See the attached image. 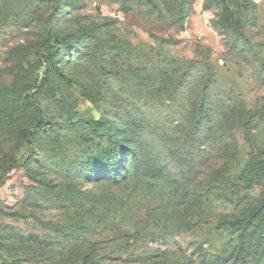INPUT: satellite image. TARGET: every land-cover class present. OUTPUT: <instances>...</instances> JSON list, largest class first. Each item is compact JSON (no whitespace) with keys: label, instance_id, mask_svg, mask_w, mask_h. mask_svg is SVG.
Masks as SVG:
<instances>
[{"label":"rangeland","instance_id":"obj_1","mask_svg":"<svg viewBox=\"0 0 264 264\" xmlns=\"http://www.w3.org/2000/svg\"><path fill=\"white\" fill-rule=\"evenodd\" d=\"M176 2L0 0V264H264L236 223L264 201V0ZM95 122L140 138L133 173L88 175Z\"/></svg>","mask_w":264,"mask_h":264},{"label":"trees","instance_id":"obj_2","mask_svg":"<svg viewBox=\"0 0 264 264\" xmlns=\"http://www.w3.org/2000/svg\"><path fill=\"white\" fill-rule=\"evenodd\" d=\"M150 3H152L153 6L157 5V10L161 13L162 10H167L171 15H173L174 18H176V21H180L182 18V14L184 11L183 5H181L179 2H176L177 0H146ZM162 8V10H161ZM18 32V28L14 25H2L0 26V42L7 43L9 39L14 37ZM47 41L49 42V49L46 51V59L52 63L54 61L55 55H57L56 49L61 48L68 49V46L65 45L66 41L65 38L60 37L56 34H54L51 31L47 32ZM55 70L59 76H62L66 79V77L62 74L59 68L55 67ZM49 74V70L44 73V78H47ZM43 82V80H41ZM208 82H205L200 91H203L207 88ZM88 100L92 103H94V98L91 94L85 92L84 94ZM135 119V118H134ZM133 124L136 125V122L133 121ZM44 130L46 132H51L54 130L53 126L51 125H43ZM90 127L99 132L104 134L107 137V147L103 151V153L96 157L94 159V163L96 164V167L93 169L91 168L88 170V175L94 174L95 171H98L102 167H104L108 172V177L115 179L117 177H122V174L119 171V166L123 167L124 173L128 170V173L131 170V173L135 170L137 167V164L140 160L138 153H137V144L140 141L139 137H135L132 139L130 137H127L128 135L123 137V139H118L116 136V132H113L111 130V126L108 122L101 123V122H95L94 124L90 125ZM22 133L25 137H30L32 134V131L30 130H23ZM120 140L124 145L120 144ZM128 153H131L132 157L130 160L129 166H123L126 165V155ZM117 165V166H115ZM119 165V166H118ZM145 167L148 169V164L145 165ZM27 171L30 172L29 168H27ZM264 174V159L260 160V162L257 165H253L249 168L247 174L244 176L245 179V185L243 187L244 191H248L250 188V185L256 181L259 180L261 175ZM93 177H96L93 176ZM253 221H255L253 223ZM238 226L241 228V234H240V247L243 245L246 239L249 238V233L247 232V229L250 224H254V230H253V236L252 244L253 249L255 247H259L260 245L264 244V201L259 203L258 205L254 206L248 216H245L243 218H240L236 221ZM241 251L242 249H238ZM84 264H103L98 261L92 260L90 257L86 256V260Z\"/></svg>","mask_w":264,"mask_h":264}]
</instances>
